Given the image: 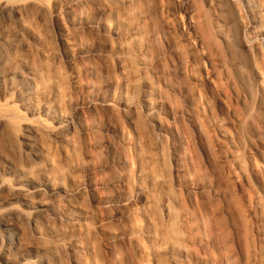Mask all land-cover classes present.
Segmentation results:
<instances>
[{
	"label": "bare ground",
	"instance_id": "1",
	"mask_svg": "<svg viewBox=\"0 0 264 264\" xmlns=\"http://www.w3.org/2000/svg\"><path fill=\"white\" fill-rule=\"evenodd\" d=\"M206 1L264 115V0ZM151 4L0 0V264H252L263 202L179 104L194 89L164 61L185 82L182 45Z\"/></svg>",
	"mask_w": 264,
	"mask_h": 264
},
{
	"label": "rangeland",
	"instance_id": "2",
	"mask_svg": "<svg viewBox=\"0 0 264 264\" xmlns=\"http://www.w3.org/2000/svg\"><path fill=\"white\" fill-rule=\"evenodd\" d=\"M190 3L196 20V31L193 33L188 29L187 18L180 8V0H152L151 8L154 11V16L156 17L155 13H158L155 18L156 24L160 25L158 28L165 33L170 30L174 40L180 42L179 45H182L180 46L183 49L184 60H186L189 72L188 78H185L184 82V79L175 76V69H171L167 63L168 60L166 62L163 60L166 69H168L169 83L174 85L180 82L179 84L182 83L184 86L188 82L189 85L186 83L185 86L194 89L190 94L192 101L190 96L187 98L178 97L179 101L181 99L184 101L181 100L179 104H182L181 106L185 103V105L188 104L200 117L202 125L204 124L207 145H211L214 152L213 157L217 170L226 176H229L231 171L233 174L235 173L247 186L253 197L256 200L260 197L259 200L264 205V192L260 180L252 171L255 166L264 169V115L257 113V110L254 109V101L247 93L248 76L239 77L231 68L233 59L228 55L227 47L215 35L214 18H211L213 17L212 10L210 11L208 1L191 0ZM161 9H163V13H161ZM231 13L233 14L232 11ZM165 21L171 29L164 24ZM233 29L236 33L237 28ZM194 35L202 42L201 47L194 45ZM160 49L162 54L167 55V48L164 44L160 46ZM238 54L237 58L245 59L243 55ZM182 80L183 82H181ZM256 221L260 223L259 229H262L260 231L264 236L261 212L257 213ZM259 245L258 247L257 244L258 249L255 245L252 247V264H258L253 261L258 258L264 264V239ZM256 254H258V258L255 256Z\"/></svg>",
	"mask_w": 264,
	"mask_h": 264
}]
</instances>
